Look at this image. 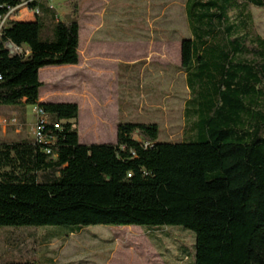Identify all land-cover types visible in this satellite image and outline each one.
Listing matches in <instances>:
<instances>
[{"label":"trees","instance_id":"16d2710c","mask_svg":"<svg viewBox=\"0 0 264 264\" xmlns=\"http://www.w3.org/2000/svg\"><path fill=\"white\" fill-rule=\"evenodd\" d=\"M25 2L36 19L0 33V106L42 108L47 140L0 142V229L181 227L195 233V264H264V38L246 17L264 0H187L183 142L119 121L115 143L93 145L80 143L77 104L39 102L41 69L79 64L80 25L56 22L44 0H0V21Z\"/></svg>","mask_w":264,"mask_h":264},{"label":"rangeland","instance_id":"374dc122","mask_svg":"<svg viewBox=\"0 0 264 264\" xmlns=\"http://www.w3.org/2000/svg\"><path fill=\"white\" fill-rule=\"evenodd\" d=\"M44 1L54 7L56 22L76 20L80 25L78 67L49 66L39 72L43 83L40 98L44 102L79 106L75 127L80 143H115L119 121L156 123L159 142H183L185 103L190 98L180 69L181 42L190 37L187 0ZM246 17L250 31L264 38V9L249 6ZM35 19L32 11L23 7L10 21ZM51 22H46L48 33ZM33 108L0 106V117L18 121V126L0 125V142L33 138ZM135 139L139 137L136 135ZM48 229L52 228H1V262H39L35 239L28 238L24 246L19 243L17 249H11L7 232L41 234ZM166 230L88 227L64 249L61 243H55L51 249L58 256V264H195V233L181 227Z\"/></svg>","mask_w":264,"mask_h":264},{"label":"crops","instance_id":"0c3cea01","mask_svg":"<svg viewBox=\"0 0 264 264\" xmlns=\"http://www.w3.org/2000/svg\"><path fill=\"white\" fill-rule=\"evenodd\" d=\"M78 65L76 66L78 67ZM39 102L46 103L44 102L43 98H40ZM2 118H6V116H1L0 119ZM20 128L21 127H17V129H20ZM116 139H117V135H116ZM83 231L84 230L80 231L79 233H73V230L70 228L59 227V228L48 229L47 231H44L41 234L35 233L34 231L7 232L8 234L7 242L11 249H17L19 243H21V245L24 246V243L26 242V240H28V238L29 240L35 239V242H37L39 246L37 248V252H36V249H33L38 256L37 258L45 262H49V263L51 262L52 264H58V256H56L55 251L51 249V246L54 245L55 243H61V249L62 248L64 249V247H66L64 245H66L70 241L73 242V237L76 235L77 236L80 235ZM35 257H33L32 259H35ZM70 264H73V263H70Z\"/></svg>","mask_w":264,"mask_h":264},{"label":"built area","instance_id":"2783aa9c","mask_svg":"<svg viewBox=\"0 0 264 264\" xmlns=\"http://www.w3.org/2000/svg\"><path fill=\"white\" fill-rule=\"evenodd\" d=\"M50 6H51V8H54L52 5H50ZM23 7L30 9L34 16L39 14L38 10H32L30 8V2H25L16 8H12L9 10L8 14L6 16H4L0 21V33H1L2 28L7 24V22H9L11 20L12 16L18 10L22 9ZM7 49L9 50V52L12 56L22 55L24 53H26V55L29 54V51L24 52V50L12 45V44H8ZM0 80H1V76H0ZM33 116L35 117V121H36L35 122V132L33 133L34 134L33 138L40 143L45 142L47 140V138L44 135V126L48 122V115L45 113V111L42 108H40L38 106H34ZM0 125L1 126H18V121L16 119L10 120L8 118H2V119H0ZM56 128H59V126H56ZM47 153L50 154L51 152L48 150Z\"/></svg>","mask_w":264,"mask_h":264},{"label":"water","instance_id":"95a60500","mask_svg":"<svg viewBox=\"0 0 264 264\" xmlns=\"http://www.w3.org/2000/svg\"><path fill=\"white\" fill-rule=\"evenodd\" d=\"M68 22H74V23H75V22H77V21H76V20H68Z\"/></svg>","mask_w":264,"mask_h":264}]
</instances>
